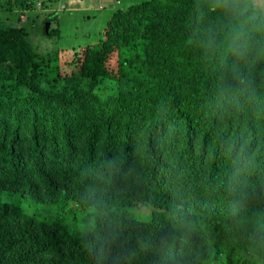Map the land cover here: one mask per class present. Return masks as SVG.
<instances>
[{"label":"trees","instance_id":"obj_1","mask_svg":"<svg viewBox=\"0 0 264 264\" xmlns=\"http://www.w3.org/2000/svg\"><path fill=\"white\" fill-rule=\"evenodd\" d=\"M34 7L0 0V264H264V188L228 205L205 117L227 71L205 55L229 22L216 0L116 8L64 67L29 42ZM252 72L264 86V58ZM174 198L192 214L172 219Z\"/></svg>","mask_w":264,"mask_h":264},{"label":"clouds","instance_id":"obj_2","mask_svg":"<svg viewBox=\"0 0 264 264\" xmlns=\"http://www.w3.org/2000/svg\"><path fill=\"white\" fill-rule=\"evenodd\" d=\"M216 5L229 22L218 34L223 39L209 37L205 42V55L214 67L227 71L218 75L205 98V117L223 122L214 147L227 165L221 195L235 210L257 187L264 188V86L257 85L252 72L264 58V0H216ZM183 191L178 187L177 193ZM169 213L177 219L191 215L192 208L174 198Z\"/></svg>","mask_w":264,"mask_h":264},{"label":"rangeland","instance_id":"obj_3","mask_svg":"<svg viewBox=\"0 0 264 264\" xmlns=\"http://www.w3.org/2000/svg\"><path fill=\"white\" fill-rule=\"evenodd\" d=\"M34 1L35 7L23 14L25 20L22 25L27 31V38L39 53L56 57L58 64L64 67L70 52L96 43L102 37V30L113 10L140 0H45L43 6L39 5L42 0ZM47 18L52 20L49 22ZM47 22L51 29L57 28L55 35L45 34ZM129 210L132 216L142 218L140 209Z\"/></svg>","mask_w":264,"mask_h":264},{"label":"water","instance_id":"obj_4","mask_svg":"<svg viewBox=\"0 0 264 264\" xmlns=\"http://www.w3.org/2000/svg\"><path fill=\"white\" fill-rule=\"evenodd\" d=\"M48 28H49V22H47L46 25H45V31H46V33L48 32Z\"/></svg>","mask_w":264,"mask_h":264}]
</instances>
